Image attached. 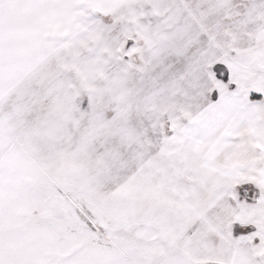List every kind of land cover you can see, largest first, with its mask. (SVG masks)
I'll return each instance as SVG.
<instances>
[{"label": "snow or ice", "instance_id": "snow-or-ice-1", "mask_svg": "<svg viewBox=\"0 0 264 264\" xmlns=\"http://www.w3.org/2000/svg\"><path fill=\"white\" fill-rule=\"evenodd\" d=\"M0 264H264V0H0Z\"/></svg>", "mask_w": 264, "mask_h": 264}]
</instances>
